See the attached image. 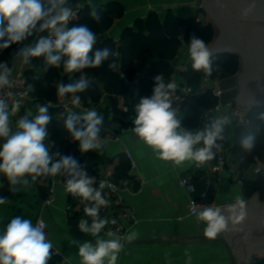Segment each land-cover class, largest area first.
<instances>
[{
	"label": "clouds",
	"instance_id": "clouds-1",
	"mask_svg": "<svg viewBox=\"0 0 264 264\" xmlns=\"http://www.w3.org/2000/svg\"><path fill=\"white\" fill-rule=\"evenodd\" d=\"M88 5L91 6V19L99 23L102 17L97 11L98 5L93 0H88ZM79 7L82 6H74L70 0H0V52L18 45L10 53L13 67L17 63L31 66L34 58H42L45 69L62 67L67 74L80 73L70 83L56 84L57 97L70 100L76 107L81 104L79 94L90 86L84 70L99 68L114 55L107 46L95 48L98 36L87 24L69 27L77 16L75 9ZM37 33L41 35L25 43ZM188 53L194 71L211 75L212 53L207 43L193 36ZM13 67L9 66L7 60L0 61V91L15 86ZM116 68L115 62L108 63L109 70ZM154 81L152 95L141 97L134 106L136 115L132 131L135 136L153 150L157 159L171 161L177 166L185 161H194L198 165L211 161L215 157L212 149L222 147L216 141L223 139L222 125L228 122L227 119L216 120L204 131L195 134L183 130L170 98L175 85L165 84L163 74L156 75ZM32 91L34 87L28 83L22 95L27 96ZM13 95L11 91L7 93L8 97ZM20 107L19 101H13L10 106L8 99L0 96V141H3L0 143V175L7 180L9 191L17 192L19 189L16 185H28L38 178L64 176L65 191L83 205L84 216L78 221V229L94 238V242L72 239L71 244L77 247L81 264H117L119 253L124 248L122 240L132 242L137 234L132 232L120 237L109 231L108 239L101 236L106 225L117 223L115 219L109 221L100 215L101 209L109 204L103 193L107 182L101 181L98 187L95 186L96 178L90 176L75 157L50 151L45 143L49 137L48 125L52 121L49 103H37L35 114L26 112L18 119L13 130L10 116L19 112ZM261 118H264V114H261ZM103 122V115L95 109L83 112L69 110L63 126L70 140L78 142L79 151L87 153L103 148L100 136ZM201 143L203 147H197ZM242 147L251 152L254 138H245ZM6 203L8 198L0 196V205ZM243 203V200H237L241 209ZM236 207V204L229 206L233 215L226 218L219 208L202 206L196 220L205 224L204 235L210 239L216 238L226 229L229 219L234 224L240 223L244 213L240 211L236 215ZM85 216L91 219L90 224ZM52 250L53 243L45 232L43 219L33 224L31 219L18 215L11 218L0 233V264H48L53 256ZM185 256L186 264H191L189 250H185Z\"/></svg>",
	"mask_w": 264,
	"mask_h": 264
},
{
	"label": "crops",
	"instance_id": "crops-1",
	"mask_svg": "<svg viewBox=\"0 0 264 264\" xmlns=\"http://www.w3.org/2000/svg\"><path fill=\"white\" fill-rule=\"evenodd\" d=\"M196 1L93 0V3L98 6L110 2L122 5L124 14L120 18H116L113 26L105 33V37H112L117 44H120L125 29L134 27L140 19L145 20L150 12H156L162 21L172 14L182 19L196 17L203 23L204 17L202 18L203 15L201 16L202 13H200L203 9L199 10L200 5ZM182 3L187 5L168 8V5ZM181 32L183 37L186 32L185 28H182ZM188 47L189 45L183 44L179 48L177 57L172 60L176 72L168 79L164 77L165 84L173 83L175 85L170 98L172 108L176 111L177 119L182 125L185 113L181 108L182 103L175 102L173 95L175 92L181 93L184 88L190 87L182 75L192 63ZM158 58V54L150 56L144 66L135 63L136 77L134 80H137V84L133 86L139 90L141 97L152 95V93L141 91L139 82L147 69L152 66L153 61ZM20 65L17 63L15 66L19 67ZM10 67H13L12 62ZM200 73L202 77L205 75L203 71ZM202 77L196 89L199 93H202ZM190 88L192 89V87ZM120 97H124L125 104L120 100ZM64 101L58 98L55 104L50 103L49 105L56 106ZM124 107L128 109V102L127 98L121 95L118 97V108L126 112L127 109ZM59 114L56 115L57 119L62 118H59ZM214 116L216 120H222L219 115ZM230 136H232V132ZM101 138L103 139V148L95 150L100 156L97 184L109 179L116 182L117 166L122 160L128 161L130 165L127 176L120 183L116 182L121 189L118 194L113 196L106 188L103 190L105 198L109 201L110 209L102 217H106L109 221L112 219L117 221L115 225L109 223L108 226H120L123 237L132 232L137 234L132 242L122 240L124 248L119 253L117 264H169V261L170 264H186L185 250H189L192 255L191 264L231 263V258L221 242L199 238L204 235L205 224L197 222L196 215H189V202L205 190V180L208 178L213 181L211 198L217 206L216 208L237 204L238 199L249 204L257 193L249 198L245 186L238 184L227 170H220L217 173L212 171L217 158L199 165L194 161H185L177 166L171 161L157 159L153 150L140 141L133 131L122 136H113L107 132ZM197 147H203V144L201 143ZM221 150L234 161V156L229 148L218 149L217 154ZM128 152L132 159L128 158ZM133 162L134 168L132 167ZM187 175H193L196 178L191 188L180 185V179ZM253 176V174H247L245 179ZM41 183V180L38 181L39 185ZM69 204H79L78 199L67 193L64 185H58L54 203L48 207L43 206L40 215L48 221L47 236L53 243V250L57 251L56 255L61 258L58 264H81L77 255L78 249L71 244V241L75 239L80 242H94V238L79 231L78 221L84 216V212L75 211L72 216L68 215L66 206ZM127 208L133 211L137 219L136 223H132L127 217L121 215ZM84 218L89 220V224L91 223L90 218L86 216ZM5 227H0V233L4 231ZM101 236L105 239L109 238L105 231H102ZM254 258L261 259L264 258V255L258 256L253 253L248 262L250 263Z\"/></svg>",
	"mask_w": 264,
	"mask_h": 264
},
{
	"label": "trees",
	"instance_id": "trees-1",
	"mask_svg": "<svg viewBox=\"0 0 264 264\" xmlns=\"http://www.w3.org/2000/svg\"><path fill=\"white\" fill-rule=\"evenodd\" d=\"M74 6L81 4L78 13V19L71 26L77 24H87L97 35L106 33L114 24L116 18H120L124 14V9L117 2H110L103 6H98L97 11L101 13V21L96 23L91 19L89 13L91 6L88 5V0H70ZM202 11V10H201ZM185 28L186 32L182 37L181 29ZM45 34V33H44ZM36 36L30 37V43L36 39ZM195 36L209 44L214 36V29L211 23L204 24L197 21V18L182 19L172 14H169L165 20H161L156 12H150L145 20H138L134 27L127 28L123 32L120 44L112 37H105L102 41L95 45V48L109 47L118 57L111 55L108 61H105L103 66L99 68H89L84 70V74L88 76L90 81L89 88L80 93L81 101L84 105L90 106L98 110V106L105 104L113 109V111L128 118L129 112L121 111L118 108V97L125 96L128 98L132 90L138 91L132 83L136 77L137 62L140 66H144L149 57L158 54L159 58L153 61L152 66L147 69L144 77L139 82V88L143 92L152 93L155 81L154 77L158 74H163L165 78H170L176 72L172 60L177 57L179 48L183 45H189L191 38ZM18 45H13L12 48L0 52V61L7 60L9 66L12 62L10 53ZM213 71L209 75L212 79H223L235 75L239 70V57L235 54H216L211 57ZM115 62L116 69L109 70L108 63ZM201 71H194L189 67L182 73L186 83L192 87L193 92L184 97L182 101V110L185 113L183 125L194 134L197 131H204L214 121V114L209 113L205 116V112L212 109L218 99L211 91L205 93L197 92V86L200 83L202 74ZM80 73L67 74L61 68L45 69L42 58H34L31 66H26L24 70V82L32 84L34 91L30 92L32 102L31 107L36 111L37 103H53L58 100L56 94V84L58 82L70 83L73 79L78 78ZM122 75L127 78L124 79ZM24 110V109H23ZM21 115H25L24 111ZM60 108L56 106L49 107V113L52 116V121L48 125L49 137L45 143L49 146L51 152H60L61 155H72L81 165H83L88 174L98 178L100 156L93 150L87 153H81L78 148V142L70 140L69 134L64 129V117L57 119L56 115L60 113ZM264 106H255L248 110L249 123L247 126H240L233 123H224L222 125L221 135L222 140H217L216 143L222 147L219 149L229 148L234 156V162L240 165L242 169H248L254 164H261L263 167L254 179H245V190L250 198L255 193H258L261 200H264ZM108 131L101 128L100 136H104ZM232 132V136L230 133ZM254 138V147L251 152L246 151L242 147V141L247 137ZM215 153V159L218 157L217 148L212 149ZM59 157H57L58 159ZM130 165L128 161L122 160L117 166L116 182L127 176ZM65 180V177L62 176ZM40 190L43 198L47 196V191L51 185V178H38ZM95 186H99L96 183ZM9 184L3 175H0V196L11 198L12 192L9 191ZM61 261L60 256L53 255L48 264H58ZM249 264H264V258H254Z\"/></svg>",
	"mask_w": 264,
	"mask_h": 264
},
{
	"label": "water",
	"instance_id": "water-1",
	"mask_svg": "<svg viewBox=\"0 0 264 264\" xmlns=\"http://www.w3.org/2000/svg\"><path fill=\"white\" fill-rule=\"evenodd\" d=\"M196 2L208 13L213 25L214 36L208 44L212 56L235 54L239 57L238 72L220 79L216 85V91H222L221 104L226 106L235 102L244 110L264 106V74L262 71L257 72L256 64L252 62L257 60L264 66V0L256 1L259 5L256 9L245 4L247 1L242 3L240 0H197ZM186 5V3L173 4L168 5V8ZM140 98L139 90L130 92L127 98L126 112L130 113L128 118L116 114L108 105L98 106V113L104 117L101 128L113 136H122L132 131L135 127L133 121L136 115L134 106ZM28 179L31 180L30 177ZM39 186L38 179L28 185H16L19 191L12 192L8 203L0 205V227L6 226L11 218L18 215L31 219L33 224L36 223L44 202ZM236 205L235 214L238 215L240 211L244 213V219L240 223L234 224L229 219L226 229L216 238L210 239L205 235L199 237L221 242L231 258L230 264L248 262L253 253L258 256L264 255V200L259 199L257 193L249 204L243 203L242 209L239 204ZM219 209L226 218L233 215L229 211V206Z\"/></svg>",
	"mask_w": 264,
	"mask_h": 264
},
{
	"label": "built area",
	"instance_id": "built-area-1",
	"mask_svg": "<svg viewBox=\"0 0 264 264\" xmlns=\"http://www.w3.org/2000/svg\"><path fill=\"white\" fill-rule=\"evenodd\" d=\"M78 6L81 4H77ZM80 8L75 9L77 11V16L76 18L71 21L69 27H71L72 23L75 22L78 19V13L80 11ZM199 21V20H198ZM46 35V33H45ZM98 36V42L102 41L105 38V33H100L97 35ZM118 53L116 52L114 54V57H118ZM24 65H20L19 67L14 66L13 67V79H14V87L11 89H5L3 91H0V96H4L6 99H8L9 104L11 106V103L13 101H19L20 102V111L17 112L15 115L10 116L11 120L12 119H19V115L21 113L22 108H24L26 106V103L28 101H31V97H30V92L28 93L27 96L22 95L23 91L26 89L27 85L24 82ZM122 77L124 79L127 78L125 75H122ZM220 81V79H212L209 75H204L202 77V93H205L206 91H211L212 94L217 97L218 99V103L210 110L205 112V116H207L209 113H212L214 115H219L222 120L223 119H227V121L229 123H233L236 125H240V126H247L249 123V118H248V110H244L242 108H240L235 102H231L229 104H227L226 106L222 105L220 102V97L222 94V91H216V85L218 84V82ZM127 83H132L133 85L137 84V80H134L133 82H129L127 81ZM11 91L14 93L13 96L8 97L7 93ZM192 92V89L190 87L184 88L183 91L181 93H174V101L181 104L182 101L184 100V97L186 95H189ZM120 100L123 102V104H125V100L124 97H120ZM56 106L58 108H60L61 112L59 114V118L60 117H64V115L68 114L69 110L74 111V112H83L86 110H90L93 109L90 106H86L82 103L76 107L73 106L71 104L70 100H65L64 102L60 103V104H56ZM127 109V107H124ZM128 110V109H127ZM181 128L185 131H187L183 125L181 124ZM128 158L132 159L131 154L128 152L127 153ZM132 167L134 168V162ZM262 165L261 164H254L251 167H249L248 169H242L240 167L239 164H237L236 162L232 161L231 159H229L225 152L223 150L220 151V153L218 154L216 163L213 165L212 167V171L214 172H219L220 170H227L231 176L233 177V179L240 185H244L245 183V176L248 174H253V177H250L249 179H254L255 176L258 175L259 171L262 169ZM196 181V178L193 175H187L184 176L180 179V185L183 187H187V188H191L193 183ZM107 185L105 188L114 196L116 194H118V192L121 190L120 187L118 186V184L112 180L109 179L106 181ZM206 182V188L204 191H202L198 196L194 197L192 200H190L189 202V206H188V213L189 215H196L200 210L202 206H212L214 208H216L217 206L214 204V202L212 201L211 195H212V191H213V181L208 178L205 180ZM58 185H64V179L61 176H56L51 178V185L47 191V196L44 199L43 202V206L44 207H48L50 205H52L54 203L55 200V195H56V189ZM110 207L109 205L105 208L101 209L100 215H105L106 213H108ZM66 211L68 213V215L72 216L73 213L75 211H81L83 212V205L80 204H69L66 206ZM121 215H123L124 217H127L132 223H136L137 219L135 218L133 211L130 209H124L123 213H121ZM39 219H43L45 222V232L47 234L48 231V221L43 218L41 215L39 216ZM105 232H114L116 234H118L120 237H123V233H122V228L120 226L118 227H113V226H108L106 225L105 229L103 230ZM53 251V255L57 254V251ZM237 264H249V262H237Z\"/></svg>",
	"mask_w": 264,
	"mask_h": 264
},
{
	"label": "rangeland",
	"instance_id": "rangeland-1",
	"mask_svg": "<svg viewBox=\"0 0 264 264\" xmlns=\"http://www.w3.org/2000/svg\"><path fill=\"white\" fill-rule=\"evenodd\" d=\"M199 10H201V8H199ZM200 13H202L201 14V16H202V18L204 17V20H203V23L204 24H208V23H211V19H210V17H209V15H208V13L204 10H202V11H200ZM199 13V14H200ZM199 17V16H198ZM197 21H198V19H197ZM30 97H31V95H30ZM31 100H32V98H31ZM31 102L32 101H28L27 103H26V106L24 107V113H26V112H28V111H30L31 113H33V114H35V110H33L32 109V107H31ZM33 110V111H32ZM21 115V114H20ZM19 115V118L21 117ZM10 121H11V125H12V127H13V130H15V126H16V122H17V119L15 118V119H12L11 120V118H10Z\"/></svg>",
	"mask_w": 264,
	"mask_h": 264
},
{
	"label": "flooded vegetation",
	"instance_id": "flooded-vegetation-1",
	"mask_svg": "<svg viewBox=\"0 0 264 264\" xmlns=\"http://www.w3.org/2000/svg\"><path fill=\"white\" fill-rule=\"evenodd\" d=\"M240 1H242V3H245L243 1H247V3H245V4H249V6H253L254 9L259 8V5L256 2L257 0H240ZM255 6H257V7H255ZM252 62L256 64V68L253 65L254 68L256 69V71L257 72L262 71L263 74H264V66H263V64L261 62L257 61V60H252ZM254 74H256V73L254 72ZM258 78H260V77H258ZM258 78H256V81H258Z\"/></svg>",
	"mask_w": 264,
	"mask_h": 264
}]
</instances>
